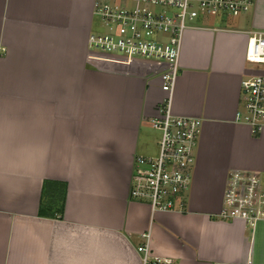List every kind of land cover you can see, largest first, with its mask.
<instances>
[{"label":"crops","instance_id":"0c3cea01","mask_svg":"<svg viewBox=\"0 0 264 264\" xmlns=\"http://www.w3.org/2000/svg\"><path fill=\"white\" fill-rule=\"evenodd\" d=\"M94 2L0 0V264H142L145 231L173 264H264V222L217 216L231 171L264 176V130L235 120L264 0L186 29L171 107L202 126L186 210L153 215L129 188L169 64L90 49ZM46 181L62 215H39Z\"/></svg>","mask_w":264,"mask_h":264},{"label":"built area","instance_id":"2783aa9c","mask_svg":"<svg viewBox=\"0 0 264 264\" xmlns=\"http://www.w3.org/2000/svg\"><path fill=\"white\" fill-rule=\"evenodd\" d=\"M135 2V3H133ZM255 0H95L94 14L103 30L92 31L88 46L110 54L167 62L160 75L164 96L159 114L150 120L159 132L157 153L139 154L134 159L129 199L148 200L151 215L186 210L191 186L195 150L202 120L172 112V94L179 75L183 36L195 19L221 12L238 16L249 12ZM155 7H162L161 10ZM165 36V38H164ZM248 63L264 71V32L248 42ZM244 100L235 120L250 127L253 134L264 130V73L242 81ZM221 219L243 220L255 230L264 221V176L233 170L229 173ZM137 246L142 264H173L171 257L156 255L149 245L150 234H141Z\"/></svg>","mask_w":264,"mask_h":264},{"label":"trees","instance_id":"16d2710c","mask_svg":"<svg viewBox=\"0 0 264 264\" xmlns=\"http://www.w3.org/2000/svg\"><path fill=\"white\" fill-rule=\"evenodd\" d=\"M65 192H66V185L64 183H62L61 188L58 189V187L55 188L53 186V183L46 181L44 183L43 197H42V202L40 204L39 215L40 216H56V214L62 215L65 205Z\"/></svg>","mask_w":264,"mask_h":264},{"label":"rangeland","instance_id":"374dc122","mask_svg":"<svg viewBox=\"0 0 264 264\" xmlns=\"http://www.w3.org/2000/svg\"><path fill=\"white\" fill-rule=\"evenodd\" d=\"M117 1L121 2L122 0H117ZM133 3H135V2H133ZM155 9L161 10L162 7H155ZM247 14H249V12L240 14L238 16H231V15H227V14H224V13H221V12H217V13H210V14H207V15H202L200 17H207L208 20L215 19L213 21H219V20L222 19V17L235 19V18H239V17L244 16V15H247ZM92 18H93L92 31L96 32V31L103 30V25H102L101 19H99V17H97L94 14V7L92 8ZM197 20H201V19H199V17H198L197 19L194 20V22H197ZM164 38H165V36H164ZM262 72L264 73V71H262ZM146 132H147V137L146 138H147L148 146H150L151 149H153L154 151L156 150V152H157V142H158V138H159V132L156 131L153 128L146 129ZM142 201L144 203L148 202V200H145V199H142ZM260 222H264V221H260ZM260 222L258 224H260ZM249 229L251 230L252 228L249 227Z\"/></svg>","mask_w":264,"mask_h":264}]
</instances>
